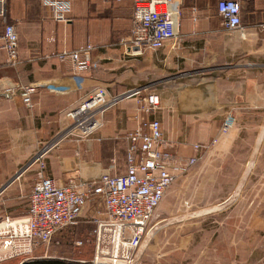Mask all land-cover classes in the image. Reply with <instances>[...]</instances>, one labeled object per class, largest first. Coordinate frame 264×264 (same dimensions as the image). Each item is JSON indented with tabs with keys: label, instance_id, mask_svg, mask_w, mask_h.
<instances>
[{
	"label": "crops",
	"instance_id": "crops-1",
	"mask_svg": "<svg viewBox=\"0 0 264 264\" xmlns=\"http://www.w3.org/2000/svg\"><path fill=\"white\" fill-rule=\"evenodd\" d=\"M51 1L7 0L6 18L0 17V219L28 213L40 167L23 169L48 145L43 174L60 183L116 174L112 165L117 163L124 173L125 135L140 123L137 98H125L105 112L102 130L88 141L61 138L70 127L67 112L98 87L113 96L137 88L160 96L155 118L164 132L161 151L171 158L169 167L195 157V145H210L196 164L175 171L178 179L164 199L170 202L164 216L183 214V227L192 230L229 208L264 213V0H238L239 32L225 29L217 13L220 0H178L179 34L156 52L130 47L132 0H71L67 22L54 19ZM5 24H13L19 34L17 67L7 65ZM88 44L93 50L85 72L50 57ZM18 83L48 86L32 96L29 108L21 95L9 98L1 92ZM231 110L238 125L221 136ZM240 146L248 151L243 161L237 153L232 156ZM251 225L249 220L246 229ZM192 239L189 233L185 240Z\"/></svg>",
	"mask_w": 264,
	"mask_h": 264
},
{
	"label": "built area",
	"instance_id": "built-area-1",
	"mask_svg": "<svg viewBox=\"0 0 264 264\" xmlns=\"http://www.w3.org/2000/svg\"><path fill=\"white\" fill-rule=\"evenodd\" d=\"M6 2L0 0V17L3 19L6 18ZM70 2L51 1L56 21L67 22ZM196 13L197 9L193 8V21L197 20ZM217 13L228 32L242 30L238 0H220ZM181 18L178 0H132L130 47L138 52L161 50L178 36ZM2 39L7 65L17 67L20 63L19 34L13 24H5ZM92 50L93 46L88 44L76 51H63L50 57L60 62L69 61L75 72L82 73L91 66ZM47 86L18 83L1 92L9 98L21 95L32 108V96ZM128 97L137 98L136 112L140 123L125 135L128 143L126 174L118 177L102 175L74 184L60 183L43 174L50 145L45 147L34 158L33 164L39 165L40 172L30 195L28 213L20 218L7 215L0 219V263L36 259L38 251L43 249L46 253L61 231L85 220L94 226L92 264H140L148 224L178 179L175 171L185 172L188 166L196 164L210 145H195V157L185 164L169 167L171 158L161 151L165 143L164 132L155 118L161 109V99L145 88L118 96L111 95L103 87L93 89L67 112L70 127L62 134V139L88 141L103 127V114ZM237 125L235 111L227 112L220 135H227ZM217 142L218 139L214 140L212 145Z\"/></svg>",
	"mask_w": 264,
	"mask_h": 264
},
{
	"label": "rangeland",
	"instance_id": "rangeland-1",
	"mask_svg": "<svg viewBox=\"0 0 264 264\" xmlns=\"http://www.w3.org/2000/svg\"><path fill=\"white\" fill-rule=\"evenodd\" d=\"M247 152L246 147L240 146L232 156L237 153L235 157L243 161L247 159ZM112 168L116 174L102 175L118 177L126 174L127 166L124 173L119 163L113 164ZM80 181L77 178L65 183L74 184ZM169 204L170 202L164 200L148 224L140 264H264V213L248 215L236 213L235 209L229 208L222 213L209 215L196 229L188 230L180 220L183 219V214H162L164 206ZM186 205L191 206L190 203ZM249 220H252V228L246 229ZM214 221L220 224L214 225ZM222 222L224 226L221 227ZM93 230V224L85 220L79 221L59 233L46 253L43 249L38 251L36 259L58 258L77 262L87 260L86 262L91 263L92 247H79L92 240ZM189 233L193 239L186 242ZM217 238L220 241L215 244Z\"/></svg>",
	"mask_w": 264,
	"mask_h": 264
},
{
	"label": "trees",
	"instance_id": "trees-1",
	"mask_svg": "<svg viewBox=\"0 0 264 264\" xmlns=\"http://www.w3.org/2000/svg\"><path fill=\"white\" fill-rule=\"evenodd\" d=\"M67 228H69V227H67ZM63 231H61V232H63ZM88 242L89 243H86L83 247H79V248L83 249V248H86L88 246L92 247V258H93V255H94V240H93V238L91 241H88ZM18 260H22V259H18ZM86 261L77 262V261H68V260L58 259V258H54V259L53 258L52 259L46 258V259H34V260H30V261H25L23 264H91V263H88Z\"/></svg>",
	"mask_w": 264,
	"mask_h": 264
},
{
	"label": "water",
	"instance_id": "water-1",
	"mask_svg": "<svg viewBox=\"0 0 264 264\" xmlns=\"http://www.w3.org/2000/svg\"><path fill=\"white\" fill-rule=\"evenodd\" d=\"M34 162V159L23 169V171H25L26 169H28ZM21 171V173L23 172Z\"/></svg>",
	"mask_w": 264,
	"mask_h": 264
}]
</instances>
